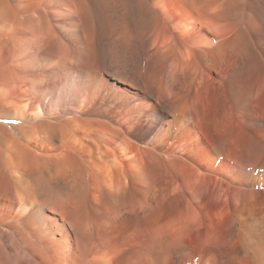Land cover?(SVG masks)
I'll use <instances>...</instances> for the list:
<instances>
[{
  "label": "bare ground",
  "instance_id": "obj_1",
  "mask_svg": "<svg viewBox=\"0 0 264 264\" xmlns=\"http://www.w3.org/2000/svg\"><path fill=\"white\" fill-rule=\"evenodd\" d=\"M0 264H264V0H0Z\"/></svg>",
  "mask_w": 264,
  "mask_h": 264
}]
</instances>
